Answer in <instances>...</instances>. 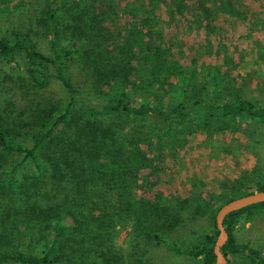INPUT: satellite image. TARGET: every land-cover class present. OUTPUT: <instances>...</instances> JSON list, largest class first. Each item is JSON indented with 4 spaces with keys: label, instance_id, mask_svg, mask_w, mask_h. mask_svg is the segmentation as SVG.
Masks as SVG:
<instances>
[{
    "label": "trees",
    "instance_id": "obj_1",
    "mask_svg": "<svg viewBox=\"0 0 264 264\" xmlns=\"http://www.w3.org/2000/svg\"><path fill=\"white\" fill-rule=\"evenodd\" d=\"M161 6L209 38L218 15L249 17L246 0H45L40 24L51 33V55L27 33L0 37V62L34 92L59 85L62 95L30 107L23 123L0 121V192L30 201L10 229L18 243L8 246L0 231V264H124L110 236L131 223L145 240L216 264L217 213L264 191L262 177L223 185L211 204L199 194L196 213L209 215L212 231L187 248L168 241L180 218L158 196L165 147L180 154L189 126L264 124V96L250 88L263 75H234L238 66L222 41L216 51L209 41V50L223 65L176 59L161 31ZM261 212L264 203L225 219L229 264V256L264 264V253L237 236L241 222Z\"/></svg>",
    "mask_w": 264,
    "mask_h": 264
},
{
    "label": "rangeland",
    "instance_id": "obj_2",
    "mask_svg": "<svg viewBox=\"0 0 264 264\" xmlns=\"http://www.w3.org/2000/svg\"><path fill=\"white\" fill-rule=\"evenodd\" d=\"M44 2L0 0V37L10 38L16 33H27L41 51L51 55L48 45L51 33H46L40 24ZM246 11L248 19L218 15V29L211 38L205 30L187 24L180 17L172 19L164 6L158 9V15L164 40L172 47L176 59L189 67L196 59L200 65H223V61L209 50V41L214 51L222 41L229 49L233 65L238 66L234 75L250 71L263 75L262 79L255 77L250 85L253 97L260 98L264 96V0H246ZM180 46L184 47L183 51L189 48L195 51L193 54L183 53L179 50ZM10 68L5 62H0L1 124L7 122L15 126L16 123H23L30 119V107L49 99H61L59 85L34 92ZM188 131L180 154H171L169 147H165L166 169L161 174L162 183L158 188V196L167 201L161 205L175 206L173 215L180 218L179 224L170 228L167 239L172 245L183 248L197 242L199 235L212 231L209 215L196 213L194 199L199 194H204L203 197L211 204L213 197L223 191V185L230 189L264 177V124L241 121L235 125L222 123L203 129L189 126ZM147 173L148 170L143 171V175ZM32 176L30 170L28 178ZM29 202L27 197L0 192V204L6 206L5 209L0 206V231L8 239V246L16 245L20 240L19 233L13 234L10 229L13 219L28 207ZM115 231L113 239L111 236L110 239L120 249L124 264H203L202 260L178 255L167 245L145 240L140 235L139 226L134 223L119 226ZM237 236L238 241L251 243L264 253V212L253 220H243ZM229 261L231 264H251L244 258L233 256H229Z\"/></svg>",
    "mask_w": 264,
    "mask_h": 264
},
{
    "label": "water",
    "instance_id": "obj_3",
    "mask_svg": "<svg viewBox=\"0 0 264 264\" xmlns=\"http://www.w3.org/2000/svg\"><path fill=\"white\" fill-rule=\"evenodd\" d=\"M264 203V191H256L254 194L236 199L223 206L216 216V225L219 230V235L214 247L216 256V264H228V260L223 252L229 240V234L225 227V219L232 213H236L248 207Z\"/></svg>",
    "mask_w": 264,
    "mask_h": 264
}]
</instances>
